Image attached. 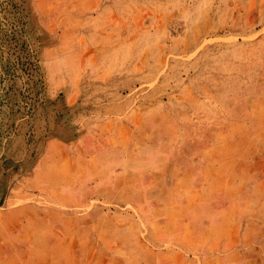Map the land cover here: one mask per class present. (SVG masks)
<instances>
[{"label":"rangeland","instance_id":"obj_1","mask_svg":"<svg viewBox=\"0 0 264 264\" xmlns=\"http://www.w3.org/2000/svg\"><path fill=\"white\" fill-rule=\"evenodd\" d=\"M0 240L264 264V0H0Z\"/></svg>","mask_w":264,"mask_h":264},{"label":"crops","instance_id":"obj_2","mask_svg":"<svg viewBox=\"0 0 264 264\" xmlns=\"http://www.w3.org/2000/svg\"><path fill=\"white\" fill-rule=\"evenodd\" d=\"M34 194H31V196H33ZM25 228L23 229L24 232H31V229L29 227L24 226ZM10 243H12L11 240H8ZM5 244H7V241H2L0 240V259H2L3 261H12L15 257L14 256H10V255H6L4 254L3 249L5 248Z\"/></svg>","mask_w":264,"mask_h":264}]
</instances>
